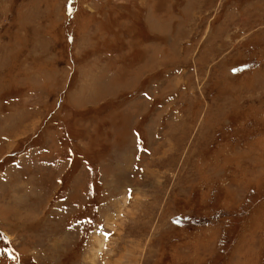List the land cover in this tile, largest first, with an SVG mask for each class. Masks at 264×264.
Returning a JSON list of instances; mask_svg holds the SVG:
<instances>
[{
  "label": "rangeland",
  "instance_id": "374dc122",
  "mask_svg": "<svg viewBox=\"0 0 264 264\" xmlns=\"http://www.w3.org/2000/svg\"><path fill=\"white\" fill-rule=\"evenodd\" d=\"M0 264H264V0H0Z\"/></svg>",
  "mask_w": 264,
  "mask_h": 264
},
{
  "label": "snow or ice",
  "instance_id": "6c2138e0",
  "mask_svg": "<svg viewBox=\"0 0 264 264\" xmlns=\"http://www.w3.org/2000/svg\"><path fill=\"white\" fill-rule=\"evenodd\" d=\"M87 223H92V221H87Z\"/></svg>",
  "mask_w": 264,
  "mask_h": 264
},
{
  "label": "bare ground",
  "instance_id": "6f19581e",
  "mask_svg": "<svg viewBox=\"0 0 264 264\" xmlns=\"http://www.w3.org/2000/svg\"><path fill=\"white\" fill-rule=\"evenodd\" d=\"M101 243V242H100Z\"/></svg>",
  "mask_w": 264,
  "mask_h": 264
}]
</instances>
